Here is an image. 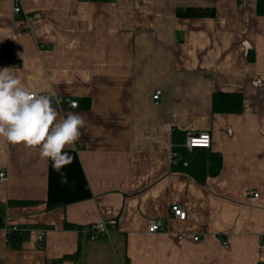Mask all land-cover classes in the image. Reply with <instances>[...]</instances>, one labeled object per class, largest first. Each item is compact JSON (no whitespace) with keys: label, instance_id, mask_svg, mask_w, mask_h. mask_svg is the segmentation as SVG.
Here are the masks:
<instances>
[{"label":"crops","instance_id":"crops-1","mask_svg":"<svg viewBox=\"0 0 264 264\" xmlns=\"http://www.w3.org/2000/svg\"><path fill=\"white\" fill-rule=\"evenodd\" d=\"M5 67L86 126L59 173L0 138V264H264L257 0H0ZM216 92L239 93L241 108L213 111ZM188 130L210 145L186 147ZM150 218L164 229L147 231ZM101 220L107 232L90 238Z\"/></svg>","mask_w":264,"mask_h":264},{"label":"clouds","instance_id":"clouds-1","mask_svg":"<svg viewBox=\"0 0 264 264\" xmlns=\"http://www.w3.org/2000/svg\"><path fill=\"white\" fill-rule=\"evenodd\" d=\"M55 95L26 86L22 74L12 68L0 69V138L38 151L40 159H50L59 173L73 161L65 149H75L86 118L73 112L61 115L53 106ZM71 106L77 107L74 102ZM61 176L62 183H67L66 174Z\"/></svg>","mask_w":264,"mask_h":264},{"label":"built area","instance_id":"built-area-1","mask_svg":"<svg viewBox=\"0 0 264 264\" xmlns=\"http://www.w3.org/2000/svg\"><path fill=\"white\" fill-rule=\"evenodd\" d=\"M13 10L18 11L19 6L15 5ZM160 95H161V89L156 88L154 92L152 93L153 100L157 101ZM64 100L70 107H72L71 105L73 102L78 106V102L76 100L70 99L69 97H65ZM210 140H211L210 134L206 130H188L185 134L184 145L188 148H192L194 146L208 147L210 145ZM175 154L176 152L174 151L171 152V156H174ZM5 179H6L5 172L0 171V180H5ZM247 193L256 196L258 192L256 190L251 189V190H248ZM169 212L173 216L177 217L178 219H183L185 217V210L177 203H171L169 205ZM107 225H108V222H106L105 220L94 221L88 224L84 230L89 234L90 238H95L99 236L100 234H105L107 232ZM163 229H164L163 225L156 218H150L148 220L147 231L153 232V231H159ZM15 230H17V227L15 225L8 227V228L5 227V233L7 237L9 236L11 232ZM38 238L39 239L41 238V233L38 234ZM194 238H196V236ZM222 243L225 244L226 240H223Z\"/></svg>","mask_w":264,"mask_h":264},{"label":"trees","instance_id":"trees-1","mask_svg":"<svg viewBox=\"0 0 264 264\" xmlns=\"http://www.w3.org/2000/svg\"><path fill=\"white\" fill-rule=\"evenodd\" d=\"M257 11L264 13V0H257ZM241 108V95L237 92H216L212 98V109L216 112L238 111ZM220 155L213 153L210 160V168L213 173L217 172L220 166ZM2 222H0L1 224ZM9 239L15 241L19 239L17 234L9 235ZM17 244V243H16ZM19 245V244H18ZM17 245V246H18ZM68 256L49 260L46 264H60Z\"/></svg>","mask_w":264,"mask_h":264},{"label":"water","instance_id":"water-1","mask_svg":"<svg viewBox=\"0 0 264 264\" xmlns=\"http://www.w3.org/2000/svg\"><path fill=\"white\" fill-rule=\"evenodd\" d=\"M1 217H2V216H1V214H0V220H1Z\"/></svg>","mask_w":264,"mask_h":264}]
</instances>
